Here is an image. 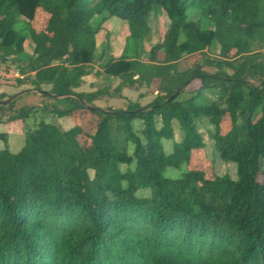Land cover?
<instances>
[{
    "label": "trees",
    "instance_id": "16d2710c",
    "mask_svg": "<svg viewBox=\"0 0 264 264\" xmlns=\"http://www.w3.org/2000/svg\"><path fill=\"white\" fill-rule=\"evenodd\" d=\"M158 7L167 28L139 53ZM38 10L48 16L40 31L31 25ZM110 18L128 28L121 51L102 66L118 85L78 92ZM27 40L28 76L18 82L50 102L47 113L84 111L96 123L85 147L79 125L63 130L42 119L19 152L5 142L0 264H264V0H0V51L20 58ZM152 87L145 106L94 105ZM3 102L0 120L8 110L7 121L24 122L36 110ZM199 126L210 129L220 160L234 164V180L199 170L164 175L205 148ZM162 140L173 141L170 153Z\"/></svg>",
    "mask_w": 264,
    "mask_h": 264
},
{
    "label": "rangeland",
    "instance_id": "374dc122",
    "mask_svg": "<svg viewBox=\"0 0 264 264\" xmlns=\"http://www.w3.org/2000/svg\"><path fill=\"white\" fill-rule=\"evenodd\" d=\"M188 16L190 20L197 21L200 17L198 12L189 11ZM48 16L41 10H38L33 21H31L32 27L36 31H40L46 25ZM202 27L207 28L208 24L205 21H201ZM168 21L161 8H157L156 12L151 16L149 20L150 34L146 36L139 44L138 51H149V49L158 43L167 28ZM128 35V28L125 22L116 18H110L106 20L102 26L100 32L96 36V62L93 65V74L83 79L82 86L77 90L78 92H93L103 88H115L118 85V81L107 77L102 73V66L110 58L116 57L124 46L125 38ZM33 45L30 40L24 43V55L20 58L16 56H4L0 51V60L10 57L14 63H17L22 71L28 76L26 71V64L28 58L31 56ZM213 54L217 53L216 48L213 47ZM198 59V56H192L186 60H182L178 63V70L186 69L189 65H192L194 61ZM0 86L9 87L5 94L9 98H0V101H6L12 97L18 95L14 101L13 110H17L21 107H34L36 109L32 112L30 118L22 121H7V117L10 114L7 110L5 117L0 120V135L4 134L5 138L0 137V151L4 148L5 142L8 150L15 154L21 150L25 144L26 134L28 131L36 127L37 123L42 119L48 123L55 124L63 130H67L75 125H79L83 129L82 135L79 137L81 146L85 147L88 144V134L93 130L96 119L87 112H80L77 115L65 118H59L58 116L47 113L46 104L48 107L50 102L43 100L38 91H35L28 84H21L20 82H12L11 84H0ZM8 88V89H9ZM48 89V88H44ZM155 87L150 89H141L135 91L133 89H125L122 92V98H104L99 101H95L94 105L100 109L107 108H121L126 105L128 101L139 102L141 106H145L154 98ZM194 87H189L186 93L180 97V99H187L191 96ZM47 101V102H45ZM11 102V101H10ZM228 118L222 124V131L226 133L230 126ZM4 121V122H3ZM174 126V141L181 139V133L176 123ZM134 130L137 132L141 129L142 123L135 121L133 123ZM210 129L206 126H199V132L205 144L203 150L194 151L192 153L190 162L181 167L180 170L169 168L165 171V176L168 178H178L182 172L188 170L203 171L207 177L212 178L213 173L217 176H228L231 179H235V166L232 163H225L220 160L218 153L214 147V143L209 134ZM172 142L169 140H162V145L166 154L171 152ZM131 149V148H130ZM124 170L125 167L121 166Z\"/></svg>",
    "mask_w": 264,
    "mask_h": 264
},
{
    "label": "built area",
    "instance_id": "2783aa9c",
    "mask_svg": "<svg viewBox=\"0 0 264 264\" xmlns=\"http://www.w3.org/2000/svg\"><path fill=\"white\" fill-rule=\"evenodd\" d=\"M27 75L22 71L17 63L7 57L0 60V83L11 84L12 82L22 81Z\"/></svg>",
    "mask_w": 264,
    "mask_h": 264
},
{
    "label": "water",
    "instance_id": "95a60500",
    "mask_svg": "<svg viewBox=\"0 0 264 264\" xmlns=\"http://www.w3.org/2000/svg\"><path fill=\"white\" fill-rule=\"evenodd\" d=\"M179 93H180V91H178L176 94H174V95L170 98V100L174 99ZM17 96H18V95H16L15 97H12V98H10V99L4 101L2 104H6V103L12 101V100L15 99Z\"/></svg>",
    "mask_w": 264,
    "mask_h": 264
},
{
    "label": "crops",
    "instance_id": "0c3cea01",
    "mask_svg": "<svg viewBox=\"0 0 264 264\" xmlns=\"http://www.w3.org/2000/svg\"><path fill=\"white\" fill-rule=\"evenodd\" d=\"M9 87H4V86H0V93H7L8 94V90H10V88L8 89Z\"/></svg>",
    "mask_w": 264,
    "mask_h": 264
}]
</instances>
